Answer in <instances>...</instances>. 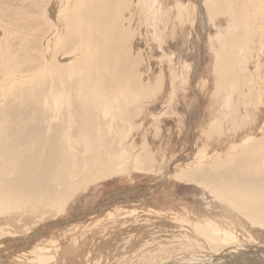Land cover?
<instances>
[{"label": "bare ground", "instance_id": "obj_1", "mask_svg": "<svg viewBox=\"0 0 264 264\" xmlns=\"http://www.w3.org/2000/svg\"><path fill=\"white\" fill-rule=\"evenodd\" d=\"M142 2L58 0L54 23L51 11L42 13L51 31L45 35L44 47L37 55L26 50V59L20 60L9 47L0 45V239L14 240L31 232V225L36 226L48 214L65 213L78 190H86L111 175L161 171L155 151L149 146L148 134L154 131L164 140L172 134V122L177 120L173 116L165 127L161 126L163 131H158L160 120L150 114V121L145 122L150 128L140 131L139 140L134 142L138 126L135 118L145 113L141 104L159 97L165 89L174 98L178 88L171 81L172 75L164 73L170 59L156 65L143 47L152 31L145 30L148 14L142 11ZM189 6L200 9L203 16H210L216 29L214 37L208 32L204 37L215 56L213 68L217 91H221L222 114L230 111L232 129L242 134L241 140L228 141L225 150L212 149L208 141V148L204 145L197 153L193 152L180 172H173L172 178L176 182L195 183L207 190L210 197L206 199L193 190L194 195L187 196L178 211L164 212L170 220L168 233L151 225L152 232H142L138 226L133 229L136 233L129 230L123 236L124 252L118 260L143 264L150 263L153 256L156 264L164 260L171 261L168 264H264V137L255 139L246 129L251 122L246 110L250 108L254 114L264 110V0H193ZM150 14L151 20L170 28V35L175 23L182 25L190 16L182 3L171 10L162 6L156 14ZM153 39L162 43L161 36L153 34ZM226 44L229 46L224 47ZM249 44L254 56L245 53ZM245 56L251 57L254 70L248 67L250 73L241 75L239 81L243 80L246 92L242 96L247 98L238 101L242 104L234 110L230 88L238 74V64L248 59ZM187 60L189 64L193 61L192 57ZM195 65L190 66L195 69ZM29 104L30 109L19 107ZM31 113L36 116L37 128L45 131L54 128L58 132L55 131L60 141L53 153L60 157L55 163L48 162L46 168L42 165V154L26 155L37 144L34 135L32 140L22 138L26 125L31 124H26V114L33 118ZM227 118H214L213 123L203 128L206 139L219 130L222 133L224 123L221 129L217 128L221 124L218 120ZM73 127L76 131L72 134ZM54 140H50L51 145ZM171 173L168 171L165 179ZM117 207L107 212L112 220L122 215V209ZM129 213L136 216L132 211ZM163 215L159 212L156 215L155 219L160 218L158 227L165 225L161 223ZM14 222L21 226L19 232ZM241 234L254 244L250 255H210L238 246ZM56 242L50 239L48 244L57 249ZM42 244L30 245L28 250L12 255L18 262L24 260V264H45L54 256ZM92 259L87 257L86 262L90 260L87 264H95Z\"/></svg>", "mask_w": 264, "mask_h": 264}, {"label": "rangeland", "instance_id": "obj_2", "mask_svg": "<svg viewBox=\"0 0 264 264\" xmlns=\"http://www.w3.org/2000/svg\"><path fill=\"white\" fill-rule=\"evenodd\" d=\"M192 1L193 0H144V2H142V11L145 14H148V17L145 20L147 26H145V30H151L155 36L158 35V38L161 36L162 42L160 44L153 39V34L151 33L149 34V44L147 43V45L145 42L143 47L144 49H147L149 57L155 60L156 65L160 64V62H164L165 58L168 60L170 59L168 61L169 65L165 66L164 73L167 72V76L172 75L171 81L174 82V85L178 88V92L174 97L175 99L171 98V95L165 89L160 93L159 97H155L148 103L141 104L144 105L143 111L145 113L142 112L141 115L135 118L138 126L137 130H135L136 133L134 132L135 139H132L134 142L139 140V132L145 129V127H149V123L146 125L145 122L150 121V114L156 115L155 119L160 120L158 131H161L164 124L169 122V119L173 116L177 120L176 122H172V126L174 125L172 134L168 135L167 138L165 137L164 140L161 135L154 131H152L151 134H148V136H151L149 146L155 151L157 163L160 162V166L162 167L161 171L147 174L140 171H137L138 173L132 172L131 175L130 173L114 174L104 181L90 185L86 190L85 188L78 190L79 192L77 191L74 197H72L74 198L71 203L72 205L70 204L67 207L65 213L60 214L59 216H56L53 213L48 214L45 220H40L41 222L38 223L39 225H31L33 227H31V232L23 233V235L14 240H12L11 237L1 238L0 264H16V262L24 264V260L18 262L16 261L15 255L12 254L19 252V250H28L27 247H30V245H43V242L44 245L49 248L50 254L54 256L45 264H87L92 259V257H89L90 255H94L92 260H96L95 264H142V262L139 263L133 260L129 263H123L118 260L119 256L122 254L121 252H124V246L121 245L124 241L123 236H125L129 230L136 233L137 231H134L133 229L138 226L137 229H142V232H152L151 226H154L155 229L159 228L161 231L164 230L168 233L167 231L170 229V227H168L170 220L163 215L165 214L164 212L169 213L170 210L178 211L186 197L194 195V193H192L194 192L193 190H198L199 193L206 197V199L210 197L207 190L204 188L201 189L200 187H197L195 183L187 181H177V183L173 180L172 175L175 172L179 173L184 167L185 160L188 159L193 152L197 153L202 146L205 145L204 147H206L208 141H210L208 146H211L212 149L218 148L225 150L231 140L239 142L242 134L233 131V124H231L233 119L229 117V115L231 116L230 111L222 114V98L219 93L221 91H217L216 73L213 68L215 56L213 50L210 48V43H207V37H204L206 32H208V35L211 34L214 37L216 29L213 27L212 20L209 18L210 16H203L201 15L200 9L189 6ZM178 3L183 4L184 10L190 16L183 20L182 25L175 23L174 26L176 27L174 31H172V35H170V28H165L160 21L151 20L150 13L156 14V10L158 11L162 6L171 10L176 7ZM57 4L58 0H0V45L9 47L11 51L15 52L17 58L20 60L21 58L24 59L25 54L28 52H31L32 55H37L41 48L44 47L42 44L45 35L47 36L49 31H51L48 29L42 13L51 11L53 16L50 19L51 22L54 23L56 19V13L54 12L58 7ZM173 17H175V15H173ZM221 23L224 24L223 21ZM53 27L55 28L54 25H52V28ZM217 43L218 45L220 44L219 42H216L215 44L217 45ZM227 46L229 45H224V47ZM250 46L251 45L249 44V48L245 53H247L248 56L250 54L254 56V54H252L253 50H251L252 47ZM188 57H192L193 61L191 64H196L195 69L191 68V64H189L190 61L187 60ZM245 60L246 58L243 59L242 63L238 64V74L232 82V88H230V93L232 91L231 107H233L234 110H237V108H235L236 105L240 108V105L242 104L238 101H243V99L247 98L246 96V98L242 96L243 93L246 92L245 86H242L243 80L241 79V81H239L241 75L244 73H250L248 67H251L250 69L254 70V64L251 57H248L246 60L247 63ZM241 65L244 67H241ZM183 77L186 78V82ZM203 81H205V83H203ZM166 84L168 86L169 80L166 81ZM183 85L185 87H183ZM30 104L19 107L30 109L28 107L31 106ZM19 107L17 106V108ZM259 113L260 114H254L250 108L246 110V117L249 116L247 117V120L249 118L251 119V122L248 124L249 127L246 128L247 134L255 136V139L264 137V127H262L264 125V110ZM28 114H26V121L24 120L26 115L22 116V118L24 117L22 122L25 121L26 124L31 123L26 125L27 127H25L24 130L25 134L24 132H22L23 134L21 133L22 138L27 137L28 140H30L34 135L36 136L35 141H37V144L34 141L35 144L30 148L26 155L31 157L33 153L42 154V165L46 168L49 164L55 163L59 160L60 156L58 157V154L53 153L54 150V152L57 151V145L60 141L58 139V132L54 128H51L49 131H45L43 128H37L39 125L35 123L37 122L36 116L31 113V117L33 118H30V115L28 117ZM223 116L228 117L227 120H218L219 122L221 121V124L217 123L218 121L215 122V125L220 124L217 127L220 129L223 127L224 123L222 133H220L219 130L214 134L215 136L213 135L211 136L212 138L209 137L206 139L201 130L207 128L213 123L214 118H223ZM33 122L35 123V127L32 125L34 124ZM31 126L33 128H31ZM74 129L75 128L73 127L72 134L76 131ZM29 131H32L33 133ZM50 140H54L52 145ZM211 147H209V149ZM38 148L39 150H37ZM49 150L52 151L53 157ZM47 152L48 154H46ZM55 155L57 157H55ZM168 171H172V173L168 179H165L167 178L166 175L168 174ZM127 172L129 171L127 170ZM171 191L175 192V194ZM117 206H120L122 209V215H120L117 220H112L111 217H108L107 212L108 210L118 208ZM131 211L136 213V216L133 217L129 213ZM158 212L160 215H163L160 216L163 218L161 219V223H165V225L161 224L160 227H158L157 224L160 218L155 219ZM151 214H153V216ZM146 215L149 216L147 217ZM146 222L149 225H144ZM13 224L15 225V229L19 232L21 226L16 225L15 222ZM162 233L165 234L164 232ZM162 233H160V235H162ZM164 237L165 236H163L162 239H164ZM50 239L57 241V244H55L57 245L56 248L58 250L48 244ZM115 241L116 243H119V245H116V243H114ZM238 242L239 245L233 249L229 248L224 251L221 250L222 252L217 251L215 253H210V255H212V257H217L219 254L236 253L237 255L238 253H243L242 255L248 256L252 253L254 244L249 238H246L244 234L239 236ZM97 245L98 247H96ZM116 246L118 247L116 248ZM101 249L103 251H101ZM106 252L108 254L104 255ZM109 254H112L111 257L108 256ZM11 255L12 258H10ZM87 257L90 259L88 262H86ZM97 257L100 260L97 259ZM154 259L155 257L152 256L150 258V260H152L150 263L143 262V264H156ZM164 261L165 262L161 264H168L171 262L169 260ZM157 264L159 263L157 262Z\"/></svg>", "mask_w": 264, "mask_h": 264}]
</instances>
